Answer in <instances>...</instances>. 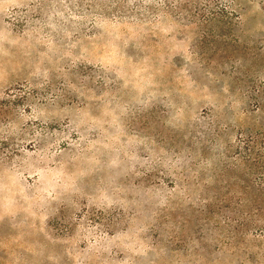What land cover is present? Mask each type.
<instances>
[{
    "label": "rangeland",
    "instance_id": "rangeland-1",
    "mask_svg": "<svg viewBox=\"0 0 264 264\" xmlns=\"http://www.w3.org/2000/svg\"><path fill=\"white\" fill-rule=\"evenodd\" d=\"M263 97L264 0H0V264H264Z\"/></svg>",
    "mask_w": 264,
    "mask_h": 264
},
{
    "label": "trees",
    "instance_id": "trees-1",
    "mask_svg": "<svg viewBox=\"0 0 264 264\" xmlns=\"http://www.w3.org/2000/svg\"><path fill=\"white\" fill-rule=\"evenodd\" d=\"M255 98L260 99L258 96H255ZM262 101L264 102V99ZM259 105L262 106L264 104ZM245 136L244 151H239V155L242 152H244V155L240 159L248 167V173L250 175L248 185L252 188L255 201L264 204V133L257 130H249L245 132ZM259 208L260 206L258 205L254 208L253 215H259L264 219V215L258 212Z\"/></svg>",
    "mask_w": 264,
    "mask_h": 264
}]
</instances>
